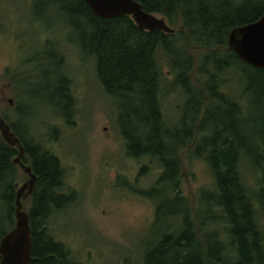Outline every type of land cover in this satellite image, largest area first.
<instances>
[{"label":"trees","instance_id":"obj_1","mask_svg":"<svg viewBox=\"0 0 264 264\" xmlns=\"http://www.w3.org/2000/svg\"><path fill=\"white\" fill-rule=\"evenodd\" d=\"M39 1L48 7L56 5L66 17L71 14L72 26L79 32L77 45L95 58L98 80L117 107V123L129 154L155 156L162 166L157 182L145 193L158 198V214L163 202L170 200L175 206L170 215L179 216L180 222L176 229L165 230L141 253L137 264H264V224L256 220V209L238 170L244 149L264 148V137L260 143H248L250 137L243 129L242 108L224 95L219 89L216 73L206 68L212 63L213 70L219 73L228 64L235 65V61H239L243 64L238 68L240 74L245 76L251 68L252 78L261 82L263 86L258 89L263 90L264 69L242 60L228 47L227 35L234 25L256 19L264 11V0H138L145 10L160 12L169 24L180 19L181 29L175 31V28L173 32L142 29L127 13L101 17L85 0H33L34 6ZM193 45L210 48L211 53L196 62L187 51ZM60 51L47 44L29 54L22 60L23 65H30L27 74L20 77L52 75L53 81L49 85L57 86V102L70 107V111L58 115L68 119L73 99L68 91L64 57ZM159 53L167 57L173 82L185 95L180 108L181 118L173 126L165 122L161 110L160 84L164 73L158 60ZM53 56L57 63L49 68L46 60ZM204 75L207 76L205 82L198 84ZM246 88L250 89L249 86ZM206 100L208 106L201 110ZM217 108L218 113H215ZM208 114L210 124L206 123ZM8 123L24 145L22 161L36 173L28 208L32 242L29 264H73L68 249L47 230L46 219L53 210L71 201L75 192H60L63 169L59 158L32 137L26 139L17 124ZM205 130L209 133L203 134ZM197 132H201L199 141L190 143ZM186 145L197 155L203 154L207 158L214 177V189L202 192L201 196L207 198L204 202L208 211L215 205L220 208L221 218L226 223L224 240L214 231L199 237L189 205L182 202L185 201L182 197L167 195L166 187L173 188L178 184L180 163L177 153ZM17 152L16 145L7 143L0 134V237L15 221L17 164L12 158ZM255 197L264 206V175ZM213 218L215 221L216 217ZM7 223L10 228H5Z\"/></svg>","mask_w":264,"mask_h":264},{"label":"rangeland","instance_id":"obj_2","mask_svg":"<svg viewBox=\"0 0 264 264\" xmlns=\"http://www.w3.org/2000/svg\"><path fill=\"white\" fill-rule=\"evenodd\" d=\"M62 11L54 4L48 7L41 1L34 6L33 0H0V113L8 122L18 125L26 139L32 137L60 160L63 169L60 192L73 191L75 196L63 207L53 210L46 225L53 238L68 249L71 263L137 264L143 252L165 230L176 229L180 217L170 215L175 208L170 200L163 202L158 214V198L145 193L157 182L162 166L155 156L129 154L117 123V107L98 80L95 58L79 48L76 42L79 32L72 26L71 14L66 17ZM180 22L177 19L170 25L178 31ZM47 44L52 49H60L64 57V73L73 99L68 119L58 115L67 113L70 107L57 102V86L49 85L52 75L20 77L27 74L30 66L23 65L22 60ZM187 51L196 62L211 53L210 48L195 45ZM54 57L46 60L49 68L57 63ZM158 58L164 73L160 84L161 110L165 122L173 126L181 118L185 95L173 82L167 57L159 53ZM211 64L206 68L216 73L219 89L242 108L243 129L250 137L248 143H260L264 137V88L258 89L261 82L252 78L251 68L242 76L238 68L243 64L239 61L228 64L219 73ZM206 78L204 75L198 84ZM207 106L206 100L201 110ZM214 112L218 113V108ZM209 118L208 114L206 123L210 122ZM200 133L190 143L198 142ZM208 133V130L203 132ZM261 148L244 149L238 170L256 209V220L264 224V206L255 197L264 175V148ZM177 155L179 181L173 188L165 186L167 195L182 197L185 200L182 202L189 205L199 237L214 231L219 239H226V223L220 208L215 205L208 211L207 198L201 196L202 192L214 189L207 158L197 155L189 145L181 147ZM26 178L27 174L17 165L14 182L20 185ZM21 201L28 210L31 195Z\"/></svg>","mask_w":264,"mask_h":264},{"label":"water","instance_id":"obj_3","mask_svg":"<svg viewBox=\"0 0 264 264\" xmlns=\"http://www.w3.org/2000/svg\"><path fill=\"white\" fill-rule=\"evenodd\" d=\"M93 11L104 18L127 13L142 29L159 28L173 32L163 15L145 10L138 0H85ZM228 47L244 61L264 69V11L254 20L234 25L227 35ZM0 134L10 145H16L17 154L12 161L27 174L20 184L15 183L13 226L0 237V264H29L31 259V226L28 210L23 208L22 199L33 190L36 173L28 163L22 161L24 145L10 128L9 123L0 113Z\"/></svg>","mask_w":264,"mask_h":264},{"label":"flooded vegetation","instance_id":"obj_4","mask_svg":"<svg viewBox=\"0 0 264 264\" xmlns=\"http://www.w3.org/2000/svg\"><path fill=\"white\" fill-rule=\"evenodd\" d=\"M14 156H15V155H14ZM14 156H13V157H14ZM12 159H13V158H12Z\"/></svg>","mask_w":264,"mask_h":264}]
</instances>
